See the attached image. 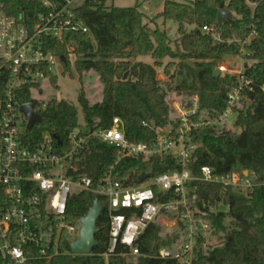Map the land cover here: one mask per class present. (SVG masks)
<instances>
[{
	"label": "trees",
	"instance_id": "trees-1",
	"mask_svg": "<svg viewBox=\"0 0 264 264\" xmlns=\"http://www.w3.org/2000/svg\"><path fill=\"white\" fill-rule=\"evenodd\" d=\"M0 5L3 12L23 15L31 21L44 12L42 0H0ZM138 7V4L106 6L105 0H84L74 13L87 32L69 35L63 43L49 42L46 52L64 57L66 63L62 66L67 70L69 56L65 46L70 44L77 57L74 68L78 82L82 85V76L94 72L103 84L99 102L90 103L83 88L79 90L77 101L87 129H108L112 119L118 117L128 141L151 145L155 142L157 129L172 130L178 126L164 84L156 78L155 69L161 61L165 58L179 60V67L172 74L169 71L173 63L164 67L165 75L172 80L179 78L174 90L185 106L189 105L191 98L197 97L199 111L196 119L213 117L225 107L227 89L235 81L233 76L226 74L224 77L213 76L214 69L224 57L238 55L237 46L229 44L228 40L245 38L254 25L256 37L248 46L246 56L251 64L244 65V76L251 80V89L243 91L235 107L239 132L227 128L193 130L190 141L196 147L187 167L192 177H198L204 166L218 175L247 171L254 187L243 194L219 184L193 180L187 186L186 194L194 216L210 223L212 230L224 233L221 247L207 252L198 239L193 264H264V0H164L162 11L151 22L163 19L178 25L179 51L172 49L165 31L144 24L145 16ZM222 9L228 11L232 19L218 25L216 16ZM204 26L215 27L221 42L214 43L202 31ZM146 56L153 59L152 65L134 61ZM44 80L56 87V76L47 67L44 68ZM20 100L40 108L41 122L25 132L28 140L35 144L43 133L57 134L60 144H56V149L68 150L69 135L81 127L77 108L64 100L51 99L42 109L41 103L33 100L28 91ZM116 157L114 147L90 138L78 153L76 164L79 172L91 178L92 187L96 188ZM175 166L170 157L147 162L123 159L115 166L113 176L128 187L134 186L141 174H148L152 179ZM154 191L157 200L174 197L171 192ZM95 199L106 203L104 198L90 192L72 191L66 204L65 223L76 225L86 216ZM219 206L225 210H218ZM162 217L159 215L152 221L136 241L139 255L131 256L129 248L117 245L105 259L103 255L109 248V212L105 206L96 222L98 244L91 254L70 255L64 231L59 244L60 254L49 264H177L170 259L148 257L162 247L174 251L182 242L181 223L175 225L177 235L174 241L160 240L159 219ZM32 264L44 263L37 260Z\"/></svg>",
	"mask_w": 264,
	"mask_h": 264
},
{
	"label": "built area",
	"instance_id": "built-area-1",
	"mask_svg": "<svg viewBox=\"0 0 264 264\" xmlns=\"http://www.w3.org/2000/svg\"><path fill=\"white\" fill-rule=\"evenodd\" d=\"M76 1L42 0L43 13L34 21L23 15H9L0 5V264H32L40 260L49 264L60 254L59 244L65 231L69 244L79 237L80 221L69 226L65 223L66 204L72 191L90 192L105 199L109 212V248L103 255L107 259L117 245L130 249L129 255L140 254L136 241L159 215L161 225L166 215L175 216V223L182 224V242L172 251L160 248L149 256L174 260L177 264H193L194 246L201 239L205 248L210 223L195 217L188 207L186 188L193 180L219 184L243 194L254 187L252 178L242 174L218 175L210 167L200 169L198 177H192L187 169L191 152L196 147L190 135L197 129L227 128L235 131L239 122L235 110L245 89H251V80L244 76L245 67L235 73L226 93L225 107L213 117L196 119L199 111L197 97L189 105L174 103L173 110L178 126L172 130H156L155 142L151 145L127 140L120 118L112 119L108 129L89 130L84 125L69 135L70 147L58 151L59 145L48 133L32 144L25 135L27 120L21 107L32 104L22 102L24 93L39 88L44 79V68L52 73L60 57L46 52L49 42L63 43L65 37L86 33L87 28L77 19L74 10ZM250 33L243 39L228 40L238 48L236 58L246 59L248 46L256 37L251 25ZM214 43L221 42L215 27L204 26ZM68 56L74 47L66 44ZM225 75L226 67H218ZM34 83L37 86H32ZM41 103V102H39ZM41 108L45 103H41ZM34 112L40 108L33 105ZM90 138H96L117 151L116 161L107 171L101 183L92 187V180L80 173L76 157ZM170 157L176 166L173 170L150 178L140 185L124 186L113 176L115 166L123 159L147 162ZM154 189L161 193L171 192L174 197L157 200ZM166 220V219H165ZM70 254V253H69Z\"/></svg>",
	"mask_w": 264,
	"mask_h": 264
},
{
	"label": "rangeland",
	"instance_id": "rangeland-1",
	"mask_svg": "<svg viewBox=\"0 0 264 264\" xmlns=\"http://www.w3.org/2000/svg\"><path fill=\"white\" fill-rule=\"evenodd\" d=\"M174 1H191V0H174ZM164 0H105L106 6L114 7H131L138 4L139 10L144 14V24L151 29L159 28L166 32L171 40V47L174 51H179V34L177 31L178 25L171 21L163 19H158L155 23L151 22L154 16L162 11ZM81 1H76L75 6H79ZM253 8V5H250ZM189 29V27H187ZM77 60L75 55H70L68 57L69 68L64 70L62 63L55 64L52 68V73L56 76V87H53L47 80H41L38 89H33L31 95L33 100L41 103H46L48 100L57 99L64 100L72 105H74L78 110V122L79 124H84L83 114L81 108L78 104L77 98L79 95V90L83 88L86 98L90 103H95L101 100L103 93V84L99 81L98 75L94 72L84 74L82 76V85L78 82V74L74 68V62ZM134 61L144 62L147 64H153L154 61L149 56L137 57ZM168 63H173V67L170 69L169 73L172 74L175 69L179 67V60L165 58L161 61V65L156 67V78L162 84H164L165 90L167 91L168 100L171 102V107L173 108L174 103H182L180 95L174 90L179 78L176 77L174 80L169 79L164 73V67ZM190 63V62H189ZM245 64H251L246 59H238L233 57H224L217 63V67L214 70H218V67H226V75L235 76L237 72L241 71ZM183 104V103H182ZM174 111V110H173ZM175 113V112H174ZM235 131L239 132V128L236 126ZM218 210H225L224 207L219 206ZM166 219V220H165ZM162 222L159 229L158 237L160 240L169 242V240L175 239L177 235V230L173 222L175 223V216H166ZM224 233L220 230H211L207 234V239L205 242V252L212 250L214 248L221 247L224 241Z\"/></svg>",
	"mask_w": 264,
	"mask_h": 264
},
{
	"label": "water",
	"instance_id": "water-1",
	"mask_svg": "<svg viewBox=\"0 0 264 264\" xmlns=\"http://www.w3.org/2000/svg\"><path fill=\"white\" fill-rule=\"evenodd\" d=\"M231 19L232 15L228 11L222 9L217 12L216 20L218 25H222ZM60 60L63 64L66 63V59L64 57H60ZM213 76L224 77V75L219 73L217 69L214 70ZM20 110L27 120V130L32 129L35 124H39L41 122V116L34 112L32 104L22 106ZM53 138L58 144H60V138L57 134H54ZM246 173L247 172L245 171L244 174L246 175ZM148 179H150V175L141 174L136 178L134 184L140 185ZM104 207L105 205L100 203L97 199L94 200L93 205L89 209L86 216L80 220L81 227L79 230L78 239L69 244L70 255H89L97 246L98 242L95 238V235L98 232V229L96 227V222Z\"/></svg>",
	"mask_w": 264,
	"mask_h": 264
},
{
	"label": "crops",
	"instance_id": "crops-1",
	"mask_svg": "<svg viewBox=\"0 0 264 264\" xmlns=\"http://www.w3.org/2000/svg\"><path fill=\"white\" fill-rule=\"evenodd\" d=\"M192 1V0H191ZM144 63V62H143ZM147 64V63H146ZM149 65H152V64H149ZM88 100V99H87ZM99 102V101H98ZM84 125V124H83ZM80 126H82L81 124H80Z\"/></svg>",
	"mask_w": 264,
	"mask_h": 264
}]
</instances>
